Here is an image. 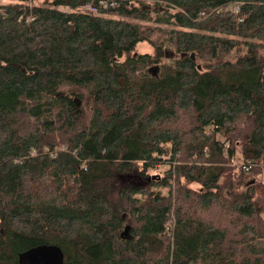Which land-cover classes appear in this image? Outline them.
<instances>
[{
	"label": "trees",
	"instance_id": "16d2710c",
	"mask_svg": "<svg viewBox=\"0 0 264 264\" xmlns=\"http://www.w3.org/2000/svg\"><path fill=\"white\" fill-rule=\"evenodd\" d=\"M8 1L0 264H264V0Z\"/></svg>",
	"mask_w": 264,
	"mask_h": 264
},
{
	"label": "water",
	"instance_id": "95a60500",
	"mask_svg": "<svg viewBox=\"0 0 264 264\" xmlns=\"http://www.w3.org/2000/svg\"><path fill=\"white\" fill-rule=\"evenodd\" d=\"M173 51H166L167 58H173ZM154 76L159 72V66L155 65L149 69ZM79 104L80 101L75 99ZM129 232V227L125 233ZM19 264H65V255L62 248L56 244H41L19 253Z\"/></svg>",
	"mask_w": 264,
	"mask_h": 264
},
{
	"label": "rangeland",
	"instance_id": "374dc122",
	"mask_svg": "<svg viewBox=\"0 0 264 264\" xmlns=\"http://www.w3.org/2000/svg\"><path fill=\"white\" fill-rule=\"evenodd\" d=\"M3 2H9L8 0H3ZM33 0H32V4H33ZM36 4H39V5H44V6H47L48 4H45L44 3V0H37L35 1ZM50 6V5H48ZM146 24H150V25H155V22H151V23H146ZM153 52V48L151 47L150 44L148 43H141L137 46V49H136V53H141V54H145V53H152ZM152 67V66H151ZM241 159V158H239ZM236 161V160H235ZM236 163V162H235ZM235 163L231 162V165L234 167H238L237 165H235ZM238 169V168H237ZM160 172H155L153 171V177H157V176H161V172L162 170H159ZM193 187L197 188V185H193ZM174 227H175V218L174 216H172V218L169 220V222L167 223V226H166V235L172 240L173 239V235H172V232L174 231ZM168 228V229H167Z\"/></svg>",
	"mask_w": 264,
	"mask_h": 264
},
{
	"label": "built area",
	"instance_id": "2783aa9c",
	"mask_svg": "<svg viewBox=\"0 0 264 264\" xmlns=\"http://www.w3.org/2000/svg\"><path fill=\"white\" fill-rule=\"evenodd\" d=\"M100 4L104 7H108V6H115L116 5V1L114 0H102L100 2ZM83 11L87 12V13H91V14H96L98 12V7H96L93 3H87L83 6ZM64 149V148H61ZM235 165H237L238 167H240L241 169H243L245 172H250L254 166V164L251 161H247L245 162L243 159H238L237 162L235 163ZM262 168V173H261V178L264 180V160L263 163L261 165ZM168 229V228H167Z\"/></svg>",
	"mask_w": 264,
	"mask_h": 264
},
{
	"label": "bare ground",
	"instance_id": "6f19581e",
	"mask_svg": "<svg viewBox=\"0 0 264 264\" xmlns=\"http://www.w3.org/2000/svg\"><path fill=\"white\" fill-rule=\"evenodd\" d=\"M259 166V165H258ZM260 167V166H259Z\"/></svg>",
	"mask_w": 264,
	"mask_h": 264
}]
</instances>
